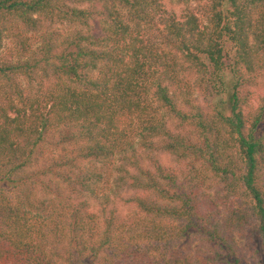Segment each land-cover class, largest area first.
Here are the masks:
<instances>
[{
    "label": "trees",
    "instance_id": "trees-1",
    "mask_svg": "<svg viewBox=\"0 0 264 264\" xmlns=\"http://www.w3.org/2000/svg\"><path fill=\"white\" fill-rule=\"evenodd\" d=\"M174 1L0 0V264H264V0Z\"/></svg>",
    "mask_w": 264,
    "mask_h": 264
},
{
    "label": "rangeland",
    "instance_id": "rangeland-1",
    "mask_svg": "<svg viewBox=\"0 0 264 264\" xmlns=\"http://www.w3.org/2000/svg\"><path fill=\"white\" fill-rule=\"evenodd\" d=\"M162 2H163V5L166 7V8H168V9H170L171 7H173V9L175 10V11H178L180 8H181V5L180 4H178V5H175L174 4V0H162ZM194 5H195V3L193 2V1H190L189 3H188V6H190V7H194ZM10 44H9V42L8 41H4L3 42V46L1 47V49H0V59L1 58H4L5 57V55H6V48L9 46ZM163 162L164 163H168L169 161L166 159V158H164V160H163Z\"/></svg>",
    "mask_w": 264,
    "mask_h": 264
}]
</instances>
